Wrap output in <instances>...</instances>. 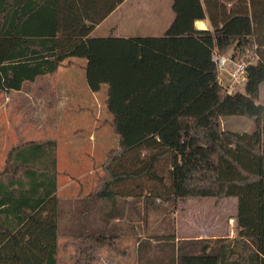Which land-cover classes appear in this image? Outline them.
Here are the masks:
<instances>
[{
	"label": "trees",
	"instance_id": "obj_1",
	"mask_svg": "<svg viewBox=\"0 0 264 264\" xmlns=\"http://www.w3.org/2000/svg\"><path fill=\"white\" fill-rule=\"evenodd\" d=\"M124 1L0 0V93L21 90L74 57L86 59L92 91L107 86L119 145L108 151L104 174L76 215L83 218L72 231L74 264H99L102 250H120L125 210L118 200L127 194L121 186L143 177L157 181L135 195L147 207L157 199L175 207L235 195L238 208L232 239L171 234L160 255L141 243V263L264 264V104L257 102L264 0H172L174 19L160 36H94ZM205 18L212 27L197 28ZM230 49L247 63L244 91L229 92L220 80L215 56ZM228 116L252 119L254 130L223 129ZM57 144L23 142L0 168V264L61 262ZM90 206L102 225L84 213Z\"/></svg>",
	"mask_w": 264,
	"mask_h": 264
},
{
	"label": "rangeland",
	"instance_id": "obj_2",
	"mask_svg": "<svg viewBox=\"0 0 264 264\" xmlns=\"http://www.w3.org/2000/svg\"><path fill=\"white\" fill-rule=\"evenodd\" d=\"M166 7L173 12L171 0H129L108 22L95 30L93 35L161 34L164 21L154 23V18L158 19L157 16L162 15ZM233 52L230 49L225 54L223 66L219 68V77L228 91H244L245 78L237 79L232 75L239 62L232 58ZM217 57L218 55L216 60ZM72 59L76 63L66 64L55 73L25 82L21 90L0 93V168L5 165L9 151L16 145L33 140L55 139L59 147L57 158L59 171L61 169L60 179L69 183L70 187L72 184L74 189H71L78 193L83 191L85 184L88 189L97 187V181L104 174L103 164L107 153L118 147L119 139L111 125L113 117L104 102L107 97L105 84L98 92L96 103L94 102V113L85 114L80 111V107L87 108L85 101H89L91 92L84 59ZM69 77L75 80L76 88L67 89L70 91L65 94L64 88L71 86L65 85L68 84L65 79ZM257 102L264 104V82L261 84ZM254 126L253 120L246 116H228L221 119L223 129L252 132ZM137 182L143 183L142 189L136 187ZM156 183L155 180L143 177L128 182L127 187L121 186L127 194L120 196L118 200L125 210L120 229L123 234L119 241L120 250H102L99 264H103L104 260L108 261L106 264H111L114 260L143 264L134 255L137 241L135 237L142 238L149 254L156 256L160 255L162 245L170 241L171 234L178 240L195 237L232 239L237 235V196L231 195L221 200L206 197L179 201L175 207L157 199L156 204L152 203L147 207L143 195H135L141 191L143 194L147 193ZM65 187L67 186H63V189ZM72 190H60V196L65 200L62 203V207L65 206L64 216H61L59 222L62 242L60 264H74L72 211H82L84 208L81 198L76 199L77 195H70ZM96 221H101L100 214Z\"/></svg>",
	"mask_w": 264,
	"mask_h": 264
},
{
	"label": "crops",
	"instance_id": "obj_3",
	"mask_svg": "<svg viewBox=\"0 0 264 264\" xmlns=\"http://www.w3.org/2000/svg\"><path fill=\"white\" fill-rule=\"evenodd\" d=\"M129 0H125L120 6H118V8H116V10H114L102 23H100L97 27H96V29L95 30H97V29H99V28H101L106 22H108L109 21V19L111 18V16H113L126 2H128ZM164 10H165V12H162V15H160V16H157V18L158 19H155L154 18V23H156V22H159V23H161L162 21H164V25L162 26V32H161V34H156V35H153V36H160V35H162L164 32H165V30L169 27V25L171 24V22H172V20L174 19V13L173 12H171V11H169L168 9H167V7L166 8H164ZM171 10H172V0H171ZM198 22H201V23H198ZM200 24V25H199ZM203 24V25H202ZM205 24V25H204ZM195 25H196V27L197 28H199V29H210L211 27H212V25H211V21L209 20V18H205V19H200V20H197L196 22H195ZM114 27V26H113ZM94 30V31H95ZM115 36H122V37H131L130 35H123V34H115ZM135 36H140V35H135ZM67 62V61H66ZM69 63H76V61H74L73 59H70L69 60ZM86 63H87V61H86V59H84V65L86 66ZM60 67H63V66H60ZM59 70V69H58ZM70 78V77H69ZM66 78L65 79V83H68V84H65V85H70L71 84V86L69 87H65L64 88V93L66 94L67 92H69L70 90H67V89H69V88H76V82H75V80L74 79H72V78ZM90 88V87H89ZM61 89V88H60ZM90 90V97L88 98L89 99V101H85L86 102V107L87 108H85V107H80V111L82 110L83 111V113H85V114H90V113H94V110H95V108H94V102H95V100L97 101V96H99L98 95V92L99 91H97V92H94V91H92L91 89H89ZM106 98L107 97H105L104 98V102H105V100H106ZM92 102V103H91ZM96 103V102H95ZM88 105V106H87ZM106 105V104H105ZM67 108V107H66ZM79 110V109H78ZM79 111V112H80ZM91 111H93V112H91ZM90 137V136H89ZM93 140V139H92ZM59 148V147H58ZM90 173H93V170H90L89 171ZM61 169H60V171H59V176H58V179H59V189H58V191H57V194H58V196H59V199H60V207H61V214H60V219H61V216H64V207H62V203H64L65 202V200H63L62 198H61V196H60V190L62 189L63 191H65L67 188H70V190H72L71 189V187L74 189V187L72 186V184H71V187H70V185H69V183H67L66 181H62V179H60V177H61ZM81 177V176H80ZM79 177V178H80ZM98 182V181H97ZM67 183V184H66ZM63 186H67V187H65V189H63ZM89 187H87V185L85 184V186L83 187V191H78V193H75V190H72L73 192H72V194H70L71 196L72 195H77L78 197H75L76 199H80V200H84L85 199V197L87 196V195H89L95 188H90V189H88ZM69 191V190H68ZM68 193H71L70 191L68 192ZM75 193V194H74ZM82 194V195H81ZM89 203H91V202H89ZM85 208V207H84ZM88 209H85V211H84V213L85 214H87V217L88 218H90L93 222H94V226H100V225H102L103 224V221L101 220V221H99V223H97V217H98V209H97V207H93V206H90V207H87ZM77 213H79V209L77 210V211H72V221H71V223H73L74 225V228H76L78 225H80L79 223H80V219L81 218H83L82 216H79V218H76V215H77ZM75 220V221H74ZM117 220H119V219H117ZM122 223H123V221H122ZM96 224H98V225H96ZM123 235V234H122ZM135 239L137 240L136 241V248H135V250H136V252H135V258H137L138 259V261H139V245L143 242L142 241V238L140 239L139 237H135ZM65 244V243H64ZM61 245H62V242L60 241V237H59V252H58V257L59 258H61V254H60V250H61ZM73 249V251H75L74 250V247L72 248ZM133 255V256H134ZM131 256V255H130ZM129 256V257H130ZM128 257V258H129ZM108 261L107 260H104L103 261V264H106ZM111 264H128L127 262H125V261H121V262H119V261H116V260H114V261H111L110 262ZM135 264H138V263H135Z\"/></svg>",
	"mask_w": 264,
	"mask_h": 264
},
{
	"label": "built area",
	"instance_id": "obj_4",
	"mask_svg": "<svg viewBox=\"0 0 264 264\" xmlns=\"http://www.w3.org/2000/svg\"><path fill=\"white\" fill-rule=\"evenodd\" d=\"M224 58H225L224 56H218L217 57V60L216 61L218 62V67L219 68L223 66L222 64L224 62ZM246 64L247 63L245 61H243V60L242 61H239L238 64H237V68L233 71L232 75L234 77H236L237 79H239V78L244 79L245 78ZM229 92H231V91H229Z\"/></svg>",
	"mask_w": 264,
	"mask_h": 264
},
{
	"label": "bare ground",
	"instance_id": "obj_5",
	"mask_svg": "<svg viewBox=\"0 0 264 264\" xmlns=\"http://www.w3.org/2000/svg\"><path fill=\"white\" fill-rule=\"evenodd\" d=\"M198 23H201V22H198ZM200 25V24H199ZM203 25V24H202ZM205 25V24H204Z\"/></svg>",
	"mask_w": 264,
	"mask_h": 264
}]
</instances>
